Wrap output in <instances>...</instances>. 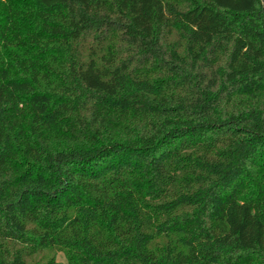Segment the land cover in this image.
I'll use <instances>...</instances> for the list:
<instances>
[{
	"label": "trees",
	"instance_id": "obj_1",
	"mask_svg": "<svg viewBox=\"0 0 264 264\" xmlns=\"http://www.w3.org/2000/svg\"><path fill=\"white\" fill-rule=\"evenodd\" d=\"M264 264V0H0V264Z\"/></svg>",
	"mask_w": 264,
	"mask_h": 264
},
{
	"label": "rangeland",
	"instance_id": "obj_2",
	"mask_svg": "<svg viewBox=\"0 0 264 264\" xmlns=\"http://www.w3.org/2000/svg\"><path fill=\"white\" fill-rule=\"evenodd\" d=\"M54 258L57 263L66 264L65 258L62 253H56L54 255Z\"/></svg>",
	"mask_w": 264,
	"mask_h": 264
}]
</instances>
